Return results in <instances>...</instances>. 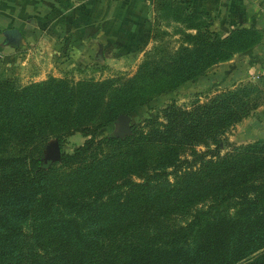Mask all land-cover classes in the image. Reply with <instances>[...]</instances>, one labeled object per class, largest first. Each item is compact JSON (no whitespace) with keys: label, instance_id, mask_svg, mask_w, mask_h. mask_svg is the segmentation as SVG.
<instances>
[{"label":"trees","instance_id":"1","mask_svg":"<svg viewBox=\"0 0 264 264\" xmlns=\"http://www.w3.org/2000/svg\"><path fill=\"white\" fill-rule=\"evenodd\" d=\"M150 5L180 25L179 43L150 47L129 76L18 85L0 74V264H264V136L221 155L209 148L258 106L256 84L190 108L170 102L124 137H96L118 115L263 45L250 24L210 30L209 13L187 1ZM76 132L83 142L63 150ZM49 140L57 161L44 160Z\"/></svg>","mask_w":264,"mask_h":264},{"label":"crops","instance_id":"2","mask_svg":"<svg viewBox=\"0 0 264 264\" xmlns=\"http://www.w3.org/2000/svg\"><path fill=\"white\" fill-rule=\"evenodd\" d=\"M178 1H187L191 12L209 13V29L222 36L239 23L262 30L263 45L214 65L215 78L226 74V80L235 84L262 70L264 15L252 0ZM151 11L150 0H0V74L38 81L50 68H64L93 55L115 58L139 51L141 40L149 35ZM234 126L243 127L242 136L260 137L262 127L248 124L247 118Z\"/></svg>","mask_w":264,"mask_h":264},{"label":"rangeland","instance_id":"3","mask_svg":"<svg viewBox=\"0 0 264 264\" xmlns=\"http://www.w3.org/2000/svg\"><path fill=\"white\" fill-rule=\"evenodd\" d=\"M252 2L259 11V14L264 15V0H252ZM149 21L152 27V34L151 37L148 36L144 40H141V50L119 53L118 57L115 58L105 57L100 59L99 56L95 57L93 55L92 59H85L81 62L73 61L64 68H50L48 71L49 73L45 74L46 77L51 75L50 73H54L56 75L55 77L65 76L74 80L89 77L93 79H101L114 75H122L124 77L131 75L135 71L137 64L141 61L143 54L146 53L150 47L155 46L169 50L177 47L179 43L180 36L176 33L180 29L179 24L163 20L158 16V14L153 13H150ZM116 54L117 53H113V56H116ZM214 68H217V66L209 68L198 79L183 84L169 93L159 95L153 98L149 103L136 108L128 114L130 116V124H134L138 120L149 118L154 116L156 113H160L159 110L170 102H173L176 107L190 108L196 101L202 102L214 92L232 84L226 80V78H228V75L226 74H223L222 76L220 75L219 78H215L218 69L213 70ZM263 75L264 74H261V70H258L253 78H244L235 83L247 82L252 85L256 84L262 95V100H259V104L257 106L259 109L258 112L253 109L248 116L245 117L247 118L248 124L250 123L251 125H256L258 123L259 126L262 127L259 133L260 137L264 136L262 135L264 134V132H262V129H264V84L261 82ZM10 78H13L18 85H24L29 81L28 79L25 80L24 77H22L23 79L17 77L15 78V76ZM257 119L261 122H257ZM234 125L227 128L223 135L218 137V139L221 140V142L218 143V146L214 147L213 145H210L209 148L221 155L234 146H241L242 144L251 142V138H257L256 135L242 136L240 131H242L243 127L238 129ZM116 127L117 122L115 120L112 124L100 129L97 132L96 137L100 138L112 135V132L115 131ZM84 139L85 138L80 133H73L64 139L62 149L70 152L72 146L81 144ZM52 141L54 140H49L47 143ZM205 149L206 148L203 146L195 147V150L197 151H203ZM188 217L189 215H185L177 220H186Z\"/></svg>","mask_w":264,"mask_h":264},{"label":"water","instance_id":"4","mask_svg":"<svg viewBox=\"0 0 264 264\" xmlns=\"http://www.w3.org/2000/svg\"><path fill=\"white\" fill-rule=\"evenodd\" d=\"M117 127L112 135L115 137H124L130 134V116L128 114H120L116 118ZM60 158V148L56 141L47 143L44 148V160L57 161Z\"/></svg>","mask_w":264,"mask_h":264},{"label":"built area","instance_id":"5","mask_svg":"<svg viewBox=\"0 0 264 264\" xmlns=\"http://www.w3.org/2000/svg\"><path fill=\"white\" fill-rule=\"evenodd\" d=\"M261 74H264V66H263V68H262V70H261Z\"/></svg>","mask_w":264,"mask_h":264}]
</instances>
